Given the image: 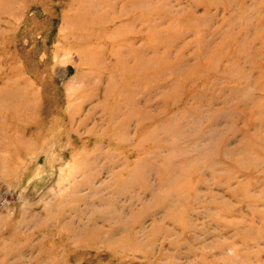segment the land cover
Listing matches in <instances>:
<instances>
[{
  "label": "rangeland",
  "instance_id": "rangeland-1",
  "mask_svg": "<svg viewBox=\"0 0 264 264\" xmlns=\"http://www.w3.org/2000/svg\"><path fill=\"white\" fill-rule=\"evenodd\" d=\"M0 264H264V0H0Z\"/></svg>",
  "mask_w": 264,
  "mask_h": 264
}]
</instances>
